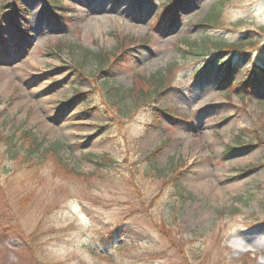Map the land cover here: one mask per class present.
Listing matches in <instances>:
<instances>
[{
  "label": "rangeland",
  "instance_id": "1",
  "mask_svg": "<svg viewBox=\"0 0 264 264\" xmlns=\"http://www.w3.org/2000/svg\"><path fill=\"white\" fill-rule=\"evenodd\" d=\"M51 1L0 0V264H264V0Z\"/></svg>",
  "mask_w": 264,
  "mask_h": 264
},
{
  "label": "trees",
  "instance_id": "2",
  "mask_svg": "<svg viewBox=\"0 0 264 264\" xmlns=\"http://www.w3.org/2000/svg\"><path fill=\"white\" fill-rule=\"evenodd\" d=\"M214 16H215L214 13H212L211 15H209L208 16L209 17L208 21L215 20ZM212 18H214V19L212 20ZM255 41L253 42V45H255V43H256ZM216 45H218L219 47H221L220 48V51H222V52H226L227 49H232V50H234L237 53H240V52L243 51L242 50V46H233V45H230V46H228L226 48L225 45H228V43H225V42L220 41V40L216 42ZM83 53H85L84 54L85 55L84 60L86 62L87 61H89V62L90 61H93V62L95 61V63H96V61H99L100 63H102L103 61L105 62V59L104 60L103 59L101 60V55L99 53H97V52L94 53V52H89V51H86L85 52L84 51ZM106 61H108V59ZM227 70L229 71V67H228ZM166 83L167 82H166L165 75L164 76H161L160 74H155L154 76H151L150 79H145L144 80V83H143L144 86H142L138 91L132 90L130 92V90H129V92H124L123 93L121 89L109 88V90L106 93H108V97H110L112 99H115L117 101H120L121 99L129 98L130 96L134 97V95L136 94L137 98H134L135 99L134 102L139 101V102H142V104L143 103L144 104H147V103H149L152 94H154L155 97L157 98L158 96L161 95V93H163L165 91V89H171L169 87V85L166 86ZM16 145H17V143H14V144L12 143V144L8 145L9 146L8 147V149H9L8 150V153L11 152V154H12L11 155V158H13V159L16 156V153L13 152V149H11V147L15 149ZM40 146H41V144L36 145V149L38 150V148H40ZM52 147L51 148H52L53 151L54 150H57V151L61 150V146L60 145H56V146L53 145ZM37 150H34V151H37ZM52 150H49V151H52ZM36 153H34L33 155L34 156H39L43 152H40L39 151L38 154H36ZM88 157H90V156H88ZM29 159L31 160V158H28L27 160H29ZM90 159L93 160V161L96 160L95 163L99 167L100 166H104L105 164H108V163H112L111 160L107 159L106 157H100L98 159H95L93 156H91Z\"/></svg>",
  "mask_w": 264,
  "mask_h": 264
},
{
  "label": "bare ground",
  "instance_id": "3",
  "mask_svg": "<svg viewBox=\"0 0 264 264\" xmlns=\"http://www.w3.org/2000/svg\"><path fill=\"white\" fill-rule=\"evenodd\" d=\"M86 3H87V10L90 13H94V11L98 13L100 10H103V9L106 10L103 6L99 5L98 2L95 3V0H91V2L89 0H86ZM101 4L105 5L103 3H101ZM92 5H94V6H92Z\"/></svg>",
  "mask_w": 264,
  "mask_h": 264
}]
</instances>
